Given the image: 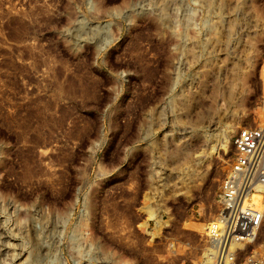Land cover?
<instances>
[{
	"label": "rangeland",
	"instance_id": "rangeland-1",
	"mask_svg": "<svg viewBox=\"0 0 264 264\" xmlns=\"http://www.w3.org/2000/svg\"><path fill=\"white\" fill-rule=\"evenodd\" d=\"M260 113L264 0H0V264H204Z\"/></svg>",
	"mask_w": 264,
	"mask_h": 264
},
{
	"label": "built area",
	"instance_id": "built-area-1",
	"mask_svg": "<svg viewBox=\"0 0 264 264\" xmlns=\"http://www.w3.org/2000/svg\"><path fill=\"white\" fill-rule=\"evenodd\" d=\"M233 154L221 184L217 217L207 232L211 251L204 264H235L253 246L264 227V125L241 127L233 138ZM259 194L258 204L252 200ZM240 264H264V251L252 249Z\"/></svg>",
	"mask_w": 264,
	"mask_h": 264
},
{
	"label": "bare ground",
	"instance_id": "bare-ground-1",
	"mask_svg": "<svg viewBox=\"0 0 264 264\" xmlns=\"http://www.w3.org/2000/svg\"><path fill=\"white\" fill-rule=\"evenodd\" d=\"M258 119V118H257ZM262 119H264V113H260L259 114V120H262ZM259 199H260V197H259V194H254L253 196H252V200H253V202L255 203V204H258V201H259Z\"/></svg>",
	"mask_w": 264,
	"mask_h": 264
}]
</instances>
